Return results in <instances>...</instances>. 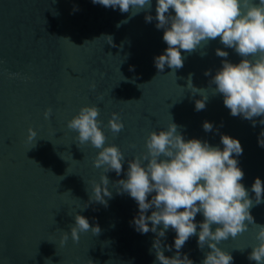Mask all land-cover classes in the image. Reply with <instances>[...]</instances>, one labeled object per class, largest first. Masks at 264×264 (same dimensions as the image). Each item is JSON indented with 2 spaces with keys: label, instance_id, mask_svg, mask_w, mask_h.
Instances as JSON below:
<instances>
[{
  "label": "water",
  "instance_id": "obj_1",
  "mask_svg": "<svg viewBox=\"0 0 264 264\" xmlns=\"http://www.w3.org/2000/svg\"><path fill=\"white\" fill-rule=\"evenodd\" d=\"M155 9L156 0L136 15L135 8L121 13L91 0H0V264H159L152 249L158 237L134 230L137 203L116 182L127 179V161L146 152L148 134L166 130L170 122L185 140L199 139L221 149V135L239 140L243 154L234 158L244 173L241 183L253 202L255 223L264 225V202L257 205L251 191L255 178L264 185V148L257 143L264 117L254 118L253 127L252 121L231 116L210 83L224 59L215 54L217 48L227 51L233 64L241 57L217 38L190 54L181 50L182 68L165 65L158 71L154 57L167 45L164 29L155 27ZM146 15L153 20L145 22ZM9 73L18 75L10 78ZM190 74L200 92L187 86ZM202 96L208 97L206 107L196 111L195 101ZM92 105L100 113L105 146L114 144L124 155L119 176L94 167L99 149L78 145L77 133L67 128L82 106ZM48 108L52 113L45 119ZM113 112L124 124L118 134L107 127ZM205 121L213 131L203 130ZM29 128L36 132L30 142ZM101 175L108 178L111 192V198L104 197L106 206L90 199L92 182L99 183ZM76 215L98 225L100 232L78 233V242L69 235L61 245V231L70 232ZM202 221L198 213L197 232ZM256 232L250 224L218 247L233 256L232 264H256L248 259L258 243ZM175 235L167 230L159 238L162 248L173 245ZM197 239L192 236L180 250L193 264H201L210 251L198 248ZM163 250L167 257L176 252Z\"/></svg>",
  "mask_w": 264,
  "mask_h": 264
},
{
  "label": "clouds",
  "instance_id": "obj_2",
  "mask_svg": "<svg viewBox=\"0 0 264 264\" xmlns=\"http://www.w3.org/2000/svg\"><path fill=\"white\" fill-rule=\"evenodd\" d=\"M91 2L114 10L118 7L121 13L137 9L132 15L151 7V0ZM155 11V27L164 29L162 38L167 45L163 54L154 57L157 70L162 72L165 65L173 70L182 68L185 57L181 55V50L190 54L202 43L207 45L219 38V42L225 48L233 49L241 60L233 64L227 60V51L215 50V54L224 59L222 67L210 81L215 86L214 95H222L223 104L231 116L252 121L255 127L254 118L264 117V0H156ZM152 20L153 16H145V22ZM204 74L207 76L210 72L205 71ZM16 75L9 73L10 78ZM187 86L193 93L202 90L193 87L191 74ZM90 87L95 89V85ZM207 99L202 96V99L196 100L195 110H204ZM128 102L132 101L125 103ZM51 113V108L45 109L44 118L48 119ZM99 115L95 105L82 106L67 121V128L77 133L75 139L78 145L90 143L99 149L92 161L94 167L103 168L104 173L115 171L119 176L125 158L116 145L105 146L106 137L100 127L102 121L98 119ZM260 123L264 124V119ZM107 127L118 134L124 124L113 112ZM202 128L205 132L213 131V125L208 121L203 122ZM27 132L26 139L30 142L36 137V132L31 128ZM220 142L222 149L199 139L185 140L178 126L170 122L166 130L148 134L146 152L128 160L127 179L116 182L119 191L127 193L137 203L138 215L131 222L134 230L141 234L152 232L158 237L152 249L159 264H193L187 255H181L180 250L194 235L198 237V248L207 246L210 249L201 264H232L233 256L218 245L247 231L250 224L257 228L258 243L252 246L248 259L264 264V225L255 223L250 213L253 202L241 183L244 173L234 158L243 154V148L238 139L228 135H221ZM257 143L264 148V131ZM108 184L105 175L100 176L99 183L92 182L90 199L106 206L104 197L111 198ZM251 191L255 194L257 205L264 202V185L259 178L254 179ZM150 209L151 214L145 215ZM198 213L202 214L203 221L199 223L197 232L195 217ZM148 222H151V227ZM158 225L162 227L158 229ZM213 225H216L214 231ZM69 227L70 232L61 231V245L66 243L69 235L73 242H78V233L89 230L94 234L100 232L98 225L90 226L87 218L81 215H76L75 224ZM170 228L176 234L174 243L171 246L165 244L162 248L159 238L165 237ZM172 248L176 250L175 255L165 256L163 249L171 251Z\"/></svg>",
  "mask_w": 264,
  "mask_h": 264
}]
</instances>
